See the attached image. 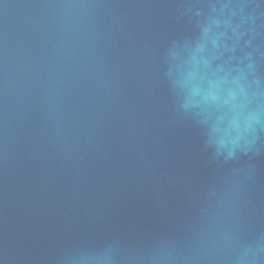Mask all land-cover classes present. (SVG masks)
<instances>
[{
  "label": "water",
  "instance_id": "1",
  "mask_svg": "<svg viewBox=\"0 0 264 264\" xmlns=\"http://www.w3.org/2000/svg\"><path fill=\"white\" fill-rule=\"evenodd\" d=\"M0 264H264V0H0Z\"/></svg>",
  "mask_w": 264,
  "mask_h": 264
}]
</instances>
